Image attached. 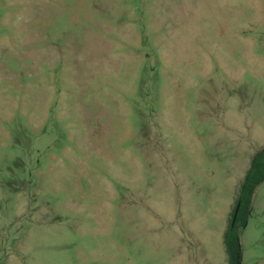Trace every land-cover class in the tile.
<instances>
[{"label": "rangeland", "instance_id": "obj_1", "mask_svg": "<svg viewBox=\"0 0 264 264\" xmlns=\"http://www.w3.org/2000/svg\"><path fill=\"white\" fill-rule=\"evenodd\" d=\"M262 149L264 0H0V264H229Z\"/></svg>", "mask_w": 264, "mask_h": 264}, {"label": "trees", "instance_id": "obj_2", "mask_svg": "<svg viewBox=\"0 0 264 264\" xmlns=\"http://www.w3.org/2000/svg\"><path fill=\"white\" fill-rule=\"evenodd\" d=\"M263 182L264 149L252 158L250 168L241 182L240 192L224 233L223 241L229 264H242L241 231L247 224L255 191Z\"/></svg>", "mask_w": 264, "mask_h": 264}, {"label": "water", "instance_id": "obj_3", "mask_svg": "<svg viewBox=\"0 0 264 264\" xmlns=\"http://www.w3.org/2000/svg\"><path fill=\"white\" fill-rule=\"evenodd\" d=\"M237 214V213H236ZM236 216V215H235ZM234 220H235V217H234Z\"/></svg>", "mask_w": 264, "mask_h": 264}]
</instances>
